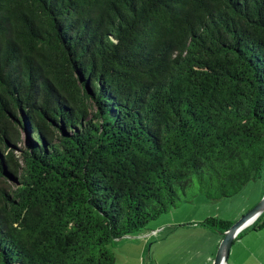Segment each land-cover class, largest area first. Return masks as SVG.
<instances>
[{"label":"trees","instance_id":"trees-1","mask_svg":"<svg viewBox=\"0 0 264 264\" xmlns=\"http://www.w3.org/2000/svg\"><path fill=\"white\" fill-rule=\"evenodd\" d=\"M258 180L264 0H0V264H115Z\"/></svg>","mask_w":264,"mask_h":264},{"label":"rangeland","instance_id":"rangeland-1","mask_svg":"<svg viewBox=\"0 0 264 264\" xmlns=\"http://www.w3.org/2000/svg\"><path fill=\"white\" fill-rule=\"evenodd\" d=\"M0 185H2V183H0ZM262 190L263 182L262 180H258L249 183L243 191L235 197L220 201H212L197 193L198 185L195 181L192 188L187 191L189 196H192L195 193L197 194L193 202L183 204L181 207L172 210L170 213L164 214L156 220L151 221L142 232L118 239L111 244L110 248L116 256L115 264H152L151 250H165L163 254V264H169L168 257L164 258V256L167 253L166 250L170 249L164 241L163 244L159 242L160 235H152L154 230L161 225L170 222L174 215L178 219H189L190 217H193V215H196L197 217L206 215L207 217H218L223 220L237 223L263 199V197L261 199ZM256 202L257 204L252 206ZM249 206H251V208L246 210ZM242 211L246 212L242 214ZM219 239L222 242L223 236H221V234L208 235L205 244L207 250L196 252L190 250L191 259L189 264H213L219 249L216 248ZM191 243L193 244L194 241L192 240ZM202 244L201 239L200 245ZM184 251L186 253V250ZM210 256H212L211 262L208 261ZM171 259H173V257H171Z\"/></svg>","mask_w":264,"mask_h":264},{"label":"crops","instance_id":"crops-1","mask_svg":"<svg viewBox=\"0 0 264 264\" xmlns=\"http://www.w3.org/2000/svg\"><path fill=\"white\" fill-rule=\"evenodd\" d=\"M261 199L264 195V180ZM254 203L252 206H254ZM249 206L246 208L248 210ZM244 214L246 211H242ZM208 218L206 215L197 217L193 215L189 219L176 218L173 216L172 220L166 224L161 225L153 231L152 235H160L159 242L168 245L170 250H166L165 257H168L169 264H189L190 263V250L194 252L200 250H207L206 237L208 235H219L212 230L204 227L200 223ZM222 236V235H221ZM202 239V245L201 244ZM194 241L192 244L191 241ZM221 244L218 240L217 249ZM186 250V253L185 251ZM165 250H151L152 264H163V254ZM173 257V259H171ZM186 258V259H185ZM212 256L208 261H212ZM227 264H264V229L259 231H250L238 240H235L231 249L230 256Z\"/></svg>","mask_w":264,"mask_h":264},{"label":"water","instance_id":"water-1","mask_svg":"<svg viewBox=\"0 0 264 264\" xmlns=\"http://www.w3.org/2000/svg\"><path fill=\"white\" fill-rule=\"evenodd\" d=\"M264 213V195L263 199L247 214H245L237 223L224 233L223 240L218 249L213 264H227L231 249L237 236L246 228L251 226Z\"/></svg>","mask_w":264,"mask_h":264}]
</instances>
